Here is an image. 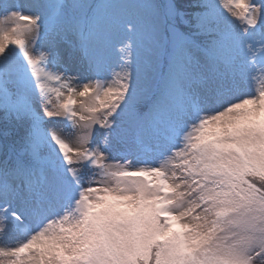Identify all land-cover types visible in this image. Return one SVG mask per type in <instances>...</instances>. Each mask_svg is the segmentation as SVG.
Wrapping results in <instances>:
<instances>
[{
	"label": "snow or ice",
	"instance_id": "1",
	"mask_svg": "<svg viewBox=\"0 0 264 264\" xmlns=\"http://www.w3.org/2000/svg\"><path fill=\"white\" fill-rule=\"evenodd\" d=\"M0 264H264V0H0Z\"/></svg>",
	"mask_w": 264,
	"mask_h": 264
}]
</instances>
